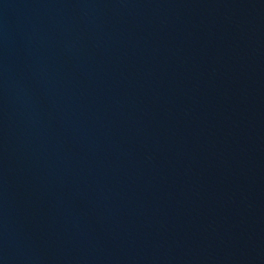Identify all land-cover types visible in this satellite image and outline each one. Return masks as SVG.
<instances>
[{"label": "water", "instance_id": "1", "mask_svg": "<svg viewBox=\"0 0 264 264\" xmlns=\"http://www.w3.org/2000/svg\"><path fill=\"white\" fill-rule=\"evenodd\" d=\"M0 264H264V0H0Z\"/></svg>", "mask_w": 264, "mask_h": 264}]
</instances>
